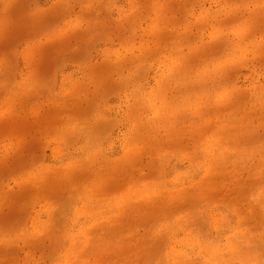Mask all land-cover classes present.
<instances>
[{"label": "rangeland", "instance_id": "rangeland-1", "mask_svg": "<svg viewBox=\"0 0 264 264\" xmlns=\"http://www.w3.org/2000/svg\"><path fill=\"white\" fill-rule=\"evenodd\" d=\"M173 254L264 264V0H0V264Z\"/></svg>", "mask_w": 264, "mask_h": 264}, {"label": "bare ground", "instance_id": "bare-ground-1", "mask_svg": "<svg viewBox=\"0 0 264 264\" xmlns=\"http://www.w3.org/2000/svg\"><path fill=\"white\" fill-rule=\"evenodd\" d=\"M200 251H201V249H199ZM221 255V250H219L218 251V253L217 252H215V254H213V255H209V254H207L206 252H205V255L204 256H202L203 257V259L206 257L208 260H213V259H215V258H217L219 255ZM174 256H175V258H173V263L174 264H186V263H189V262H194L195 264H200L201 263V261L199 260V259H195V258H193V259H190V258H188V259H186V260H181L180 258H182V257H184V255H181L180 257H177V255L176 254H173ZM220 259V258H219ZM223 264H228L227 262H224Z\"/></svg>", "mask_w": 264, "mask_h": 264}]
</instances>
